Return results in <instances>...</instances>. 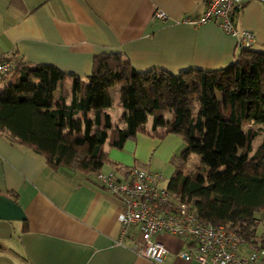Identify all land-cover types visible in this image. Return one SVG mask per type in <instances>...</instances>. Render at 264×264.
<instances>
[{"label": "crops", "instance_id": "crops-1", "mask_svg": "<svg viewBox=\"0 0 264 264\" xmlns=\"http://www.w3.org/2000/svg\"><path fill=\"white\" fill-rule=\"evenodd\" d=\"M208 1L0 0V56L52 64L76 76L89 74L93 55L113 52L137 71L222 67L237 52L234 36L213 21L196 26L182 21L200 16ZM156 10L167 18L153 17ZM232 18L236 29L253 34L251 47L264 50V3L249 0ZM63 86L69 103L70 82ZM110 98L109 116L116 102ZM115 108L117 119L122 109ZM184 148L173 134L136 133L120 148L105 146L100 171L113 170L121 178L131 167L161 173V164L174 169ZM159 186H166L165 180ZM8 193L16 195L24 220L0 219V264H198L177 256L189 243L172 234L154 235L167 250L160 263L136 254L132 228L118 243L119 200L95 182L93 173L53 170L30 149L0 135V194ZM256 233L264 237V219Z\"/></svg>", "mask_w": 264, "mask_h": 264}, {"label": "trees", "instance_id": "trees-1", "mask_svg": "<svg viewBox=\"0 0 264 264\" xmlns=\"http://www.w3.org/2000/svg\"><path fill=\"white\" fill-rule=\"evenodd\" d=\"M114 86L122 112L111 123L105 109L112 104L108 88ZM255 125L262 132L252 149ZM136 133L179 137L185 148L166 187L200 219L215 227L236 226L244 243L264 249V237L256 233L264 219V50L238 47L225 66L176 73L159 67L137 71L114 52L93 55L85 76L16 60L0 82V135L30 149L53 170L97 173L105 146L120 148ZM192 154L197 164L185 174ZM7 196L15 201V194Z\"/></svg>", "mask_w": 264, "mask_h": 264}, {"label": "built area", "instance_id": "built-area-1", "mask_svg": "<svg viewBox=\"0 0 264 264\" xmlns=\"http://www.w3.org/2000/svg\"><path fill=\"white\" fill-rule=\"evenodd\" d=\"M249 0H209L200 16L184 18L182 21L196 26L207 21L215 22L225 33L234 36L238 47H250L253 34L245 29H236L233 13ZM264 3V0H255ZM153 17L165 20L167 15L160 10ZM16 66V60L0 56V82ZM95 182L114 195L120 204L117 215L120 223V239L128 229L134 230L132 249L136 254L154 263L163 260L167 250L154 239L160 232L175 235L189 245L177 256L198 264H264V249L244 243L236 232V226L224 224L213 226L200 219L198 214L184 202L174 197L166 186L162 174L129 168L121 178L113 170L93 173Z\"/></svg>", "mask_w": 264, "mask_h": 264}, {"label": "rangeland", "instance_id": "rangeland-1", "mask_svg": "<svg viewBox=\"0 0 264 264\" xmlns=\"http://www.w3.org/2000/svg\"><path fill=\"white\" fill-rule=\"evenodd\" d=\"M108 92H109V95L112 97L113 101L115 102L117 100V88L115 86L114 87H110V88H108ZM216 96L219 97V94L217 92H216ZM113 107H114V110H112V108L110 109V120H111L112 123L113 122L116 123L115 112H116L117 108H115L116 107L115 104L113 105ZM261 127L262 126L255 125V128L258 131V134L252 139V142H251L252 149H255V147L257 146V144L260 141L261 132H262ZM197 161H198V157L196 155H194V154L190 155L187 163L182 168V172L185 173V174L186 173H190L194 169V165L197 164ZM154 165L155 166H160L159 163H155ZM172 166L173 165L171 163H169V164L167 163L165 165L161 164V169H160L161 173L160 174L163 175L164 180H165L166 183H167L168 178L170 177L171 173L173 172V167Z\"/></svg>", "mask_w": 264, "mask_h": 264}, {"label": "water", "instance_id": "water-1", "mask_svg": "<svg viewBox=\"0 0 264 264\" xmlns=\"http://www.w3.org/2000/svg\"><path fill=\"white\" fill-rule=\"evenodd\" d=\"M0 219L24 220V214L20 206L7 195L0 194Z\"/></svg>", "mask_w": 264, "mask_h": 264}]
</instances>
